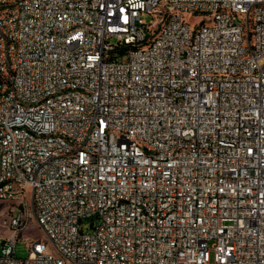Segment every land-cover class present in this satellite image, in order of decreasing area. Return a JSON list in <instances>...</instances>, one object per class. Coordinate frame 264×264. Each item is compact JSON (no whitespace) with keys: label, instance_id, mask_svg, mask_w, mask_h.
<instances>
[{"label":"built area","instance_id":"1","mask_svg":"<svg viewBox=\"0 0 264 264\" xmlns=\"http://www.w3.org/2000/svg\"><path fill=\"white\" fill-rule=\"evenodd\" d=\"M0 201V264H264V0H0Z\"/></svg>","mask_w":264,"mask_h":264},{"label":"rangeland","instance_id":"2","mask_svg":"<svg viewBox=\"0 0 264 264\" xmlns=\"http://www.w3.org/2000/svg\"><path fill=\"white\" fill-rule=\"evenodd\" d=\"M199 17H193L192 22H197ZM16 218V211L13 209V204L7 201H0V243L7 240L12 235H16L17 238H24L25 236L42 235V232L37 227V222L33 216L27 213V219L22 227L15 232L13 227L14 220ZM1 250V247H0ZM16 254L20 257H26L28 254V247L25 241H18L16 243Z\"/></svg>","mask_w":264,"mask_h":264}]
</instances>
